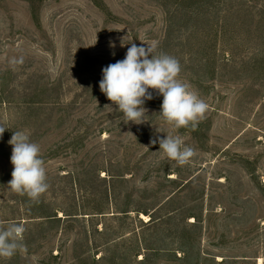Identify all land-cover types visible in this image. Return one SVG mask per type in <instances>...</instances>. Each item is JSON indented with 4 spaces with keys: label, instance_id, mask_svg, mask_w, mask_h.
Instances as JSON below:
<instances>
[{
    "label": "rangeland",
    "instance_id": "374dc122",
    "mask_svg": "<svg viewBox=\"0 0 264 264\" xmlns=\"http://www.w3.org/2000/svg\"><path fill=\"white\" fill-rule=\"evenodd\" d=\"M141 40L208 104L195 129L161 118L158 90L140 124L101 92ZM0 127V226L26 228L0 264H264V0H0ZM15 131L45 161L38 202L8 186Z\"/></svg>",
    "mask_w": 264,
    "mask_h": 264
},
{
    "label": "clouds",
    "instance_id": "9594fccd",
    "mask_svg": "<svg viewBox=\"0 0 264 264\" xmlns=\"http://www.w3.org/2000/svg\"><path fill=\"white\" fill-rule=\"evenodd\" d=\"M141 41L147 47L132 43L123 60L103 68V78L99 83L101 92L117 106L116 110L123 113L125 123L140 124L145 121L147 111L143 105L153 98L149 89L158 90L163 96L161 118L177 130L190 126L195 129L204 118L208 104L188 83L178 79L181 66L177 58L164 53L156 54L155 41ZM111 46L115 47L114 43ZM4 131L5 128L0 127V136ZM8 143L12 146L13 165L8 186L15 193L38 202L49 188L40 146L30 141L26 131H15ZM152 143H157V140ZM158 143L164 157L179 166L189 164L195 155V150L187 146L180 135H167L166 138H159ZM25 231L21 223L0 226V258L10 259L18 251L25 250Z\"/></svg>",
    "mask_w": 264,
    "mask_h": 264
},
{
    "label": "bare ground",
    "instance_id": "6f19581e",
    "mask_svg": "<svg viewBox=\"0 0 264 264\" xmlns=\"http://www.w3.org/2000/svg\"><path fill=\"white\" fill-rule=\"evenodd\" d=\"M142 216L145 217L144 215H142ZM140 217H141V216H140ZM143 217H142V218H143ZM145 218H146V217H145ZM146 219H147V218H146ZM146 219H145V220H146Z\"/></svg>",
    "mask_w": 264,
    "mask_h": 264
}]
</instances>
